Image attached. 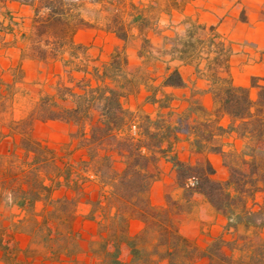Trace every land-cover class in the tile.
Listing matches in <instances>:
<instances>
[{
    "label": "trees",
    "instance_id": "16d2710c",
    "mask_svg": "<svg viewBox=\"0 0 264 264\" xmlns=\"http://www.w3.org/2000/svg\"><path fill=\"white\" fill-rule=\"evenodd\" d=\"M9 1L33 10L31 29L23 34L27 44L21 50L22 59L60 61L66 72L53 91L44 93L25 117L10 125L21 134L26 156L32 154L25 184L12 188L11 194L35 224L45 229L44 237L62 235L70 243L69 251L78 249L74 221L84 194L90 205L87 217L99 225L93 251L101 255L103 263L264 264V77L253 75L250 86L233 81V48L216 26L189 16L185 28L165 34L160 57L169 58L164 59L167 65L158 84V76L150 70L143 71L140 80L135 78L132 70L138 66L129 64L126 42L134 35L133 29L143 35L139 54L145 60L159 58L147 48L151 45L147 32L155 23L136 2L129 3L128 20L122 13L124 0L108 2L115 13L106 29L122 39L124 46L116 47L102 66H90L89 47L75 36L81 28L95 24L83 16L78 0H0V9L6 8L8 14ZM174 59L193 65L197 77L207 80L206 88L193 85L189 104L181 112L172 108L175 93L164 91L165 87L188 85L179 69L169 65ZM141 83L148 90L147 100L156 103L159 111L155 116L139 114L137 120L123 98ZM252 88H256L255 96ZM205 91L213 95L212 109L194 99L196 93ZM224 116L229 119L226 125L221 122ZM48 120L74 126L70 138L76 144L68 154L85 151L87 158L78 161L100 183L98 196H87L84 182L88 177L69 162L61 164L56 150L34 137V123ZM181 134L188 137L199 158L192 161L178 155L175 143ZM232 134L242 139L240 149L226 148L223 137ZM6 135L0 123V141ZM216 153L223 156L228 168L225 179L216 177L210 158ZM162 159L172 163L181 192L176 199L167 193L165 204L155 205L150 190L160 177ZM61 187L75 194L53 196ZM196 195L225 219L222 232L205 246L183 234L176 219ZM38 200L51 205L42 220L36 217ZM134 218L143 227L130 234ZM123 244L131 255L127 261L120 258Z\"/></svg>",
    "mask_w": 264,
    "mask_h": 264
},
{
    "label": "crops",
    "instance_id": "0c3cea01",
    "mask_svg": "<svg viewBox=\"0 0 264 264\" xmlns=\"http://www.w3.org/2000/svg\"><path fill=\"white\" fill-rule=\"evenodd\" d=\"M176 1L177 3L174 0L168 2L161 9L156 23L148 29L147 36L150 39L151 45L157 51H160L163 46L164 35L171 34L174 28H185L186 24L184 21L190 16L193 19L198 18L200 21L209 25H215L217 31L223 38L231 43L233 48L230 56L231 73L233 81L236 84L250 86L253 75L264 77V14L261 11L264 0ZM136 35H138L137 32ZM116 38L119 41L122 40L117 36ZM75 39L77 42L87 45L93 39V31L89 28L80 29ZM139 41L140 39L138 37H134L133 42H135V45L133 44L132 47H130V41L126 42V51L130 65H138L145 60V56L139 54ZM164 59L159 57L153 63L158 71L156 75L158 76L156 80L158 84L162 80V75L167 65ZM17 64L22 68V80H25L29 78L32 72L28 70V67L36 66L37 61L31 58L21 59V54L18 53L13 65ZM169 65L171 68L177 67L182 76L188 81V85L185 87L164 88V91H172L176 95V98L172 102L173 107L186 103L189 104L193 85L196 88L207 87V80L197 77L193 65L185 64L179 59L169 61ZM147 94V88L141 83L127 93L123 98V103L126 107L134 111L135 114L138 113L137 111L141 108L140 106L143 105L146 108L150 106L149 108L153 112H157L159 106L156 103L149 102L147 100ZM194 99H198L207 109L214 107L213 95L209 91L196 93ZM152 111L148 113L153 115ZM228 121L227 116L221 119L224 125ZM5 138H15L17 146L20 143L16 135L12 132L5 136ZM5 138L0 141V153H5L8 149L5 147H8L9 142ZM230 138L242 140L235 134L230 135ZM183 147L191 148L188 137L181 134L179 140L175 143V149ZM210 158L216 168L217 177L218 166L215 165V162L218 161L219 153L211 154ZM159 163L169 165L170 168L173 166L166 159H162ZM219 168L223 169V174L220 178H217L225 179L228 175V170L222 160H220ZM3 191V188L0 186V206H7L10 212H0V264H106L101 262V255L93 251V247L95 246L93 241L99 238V225L97 220L87 217L90 205L85 200L79 203L85 206L86 209L83 211L77 210V216L74 221V231L81 236L78 239L79 247L75 251H69L70 243L65 241L62 235H52V237L47 239L44 236L41 239L37 238L36 229L24 226L25 222L31 219V214L17 205L11 193L8 196V201H2ZM64 194L72 196L75 193L70 189L61 187L54 191L53 196L60 197ZM150 198L155 205L164 203L163 200L156 202L152 197ZM35 205L36 217L38 220H42L43 216L47 215L51 205L44 200L36 201ZM142 227L143 222L134 218L130 222L129 232L130 234H135ZM262 237L264 238V229L262 231ZM120 258L124 261L131 258L129 248L126 244L122 246Z\"/></svg>",
    "mask_w": 264,
    "mask_h": 264
},
{
    "label": "rangeland",
    "instance_id": "374dc122",
    "mask_svg": "<svg viewBox=\"0 0 264 264\" xmlns=\"http://www.w3.org/2000/svg\"><path fill=\"white\" fill-rule=\"evenodd\" d=\"M109 1L111 0H104L102 3H99L96 0H78L81 4L83 16L95 24L81 28H89L93 31V39L87 44L89 47L88 53L90 58H92L89 62L90 66L96 64L102 66L103 63H107L111 59V55L116 47L122 48L124 46V41H119L114 32L106 29L107 24L110 22V17L115 13V10L109 7ZM130 1L136 2L139 8L144 9V12L151 18L152 22L156 23L161 9L172 0H124L122 13L124 19L127 20L130 18L127 14L130 10ZM6 4V7L11 11L9 14L6 13V8L2 7L0 9V123L7 135L11 134V132L14 133L20 142L21 134L10 129L13 120L25 117L44 93L53 91L60 76L66 77V72L60 61L42 62L36 60V66H27L28 70L32 71L29 78L22 80L23 71H21V67L18 64H13L16 61L18 53L21 54L22 48L27 44V40L23 37V34H28L31 29L33 10L29 6L22 5L17 1H9ZM105 8L111 9L107 11ZM261 11L264 14V3ZM175 30L181 29L174 28L171 34ZM133 32L134 35L129 40L130 47L133 44L135 45L133 38L138 37L141 49L143 35H136L135 29H133ZM147 48L151 50L154 56H162L160 51H157L152 45ZM162 58L167 59L169 56L164 55ZM155 61L154 59H146L138 65H130L131 67L138 66V68L132 70L133 76L140 80L141 73L146 70H150L152 75H157L158 71L153 65ZM251 92L255 96L256 88H252ZM186 106H188V103L176 107L172 106V108L178 109L177 112H179L185 110ZM140 107L137 111V120H139V114L152 111L149 108L150 106L147 108L144 105ZM157 112H153L152 116H155ZM73 129V125L60 120L36 121L34 123L33 135L36 139L56 150L61 164L63 161L69 162L88 177V180L84 182L85 192L87 196L94 198L98 196L100 183L91 174V171H85L78 161L81 158H87L85 151L76 150L72 155L68 154L69 150L74 148L76 144V141H72L70 138V132ZM5 139L9 142L8 147H5L8 149L5 153H0V186L4 190L2 201H8L12 188L25 184L24 182L27 179L25 176L28 174V164L32 156V154L26 156L21 144L19 143L17 146L15 143V138ZM223 140L227 142V149L233 147L240 149L243 144L242 140H235L230 138V136H224ZM176 150L178 155L185 160L193 161L200 157L191 148L183 147ZM220 160L223 162L221 154H219L218 161L215 162V165L218 166L217 177L219 178L223 174V169L219 168ZM158 168L160 177L153 183L150 197L156 202L163 200V204L157 205H164L167 193L176 199L179 198L181 191L177 188L173 166L170 168L169 165L159 163ZM85 198L86 196L81 194L80 202L86 200ZM85 209V206L78 203L77 210L83 211ZM0 212H10V209L7 206H0ZM176 219L181 232L193 238L200 246H205L211 238L219 235L223 230L225 222L224 217L216 213L200 195L194 196L192 201L185 206V211L176 215ZM24 226L36 229L37 238L41 239L44 236L45 229L38 227L32 219L27 220ZM75 234L77 239L81 237L77 232Z\"/></svg>",
    "mask_w": 264,
    "mask_h": 264
},
{
    "label": "built area",
    "instance_id": "2783aa9c",
    "mask_svg": "<svg viewBox=\"0 0 264 264\" xmlns=\"http://www.w3.org/2000/svg\"><path fill=\"white\" fill-rule=\"evenodd\" d=\"M135 127V126H134Z\"/></svg>",
    "mask_w": 264,
    "mask_h": 264
}]
</instances>
